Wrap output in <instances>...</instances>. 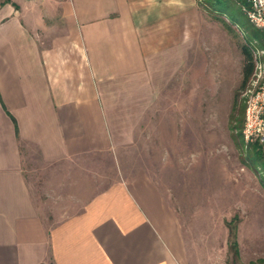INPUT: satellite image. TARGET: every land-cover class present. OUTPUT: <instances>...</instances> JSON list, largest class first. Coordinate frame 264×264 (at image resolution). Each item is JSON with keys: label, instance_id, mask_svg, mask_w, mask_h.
Instances as JSON below:
<instances>
[{"label": "crops", "instance_id": "obj_1", "mask_svg": "<svg viewBox=\"0 0 264 264\" xmlns=\"http://www.w3.org/2000/svg\"><path fill=\"white\" fill-rule=\"evenodd\" d=\"M202 22L198 0H0V264H189L151 180L49 213L24 151L45 177H101L87 166L189 61Z\"/></svg>", "mask_w": 264, "mask_h": 264}, {"label": "rangeland", "instance_id": "obj_2", "mask_svg": "<svg viewBox=\"0 0 264 264\" xmlns=\"http://www.w3.org/2000/svg\"><path fill=\"white\" fill-rule=\"evenodd\" d=\"M222 1L198 0L202 29L189 61L142 108L133 131L125 135L118 126L116 144L87 166L101 177H64L72 168L65 165L62 177H45L53 169L24 151V168L35 174L49 213L73 211L116 179H149L179 218L189 264H264V158L252 164L244 118L237 128L231 120L251 86L252 77L241 85L240 49L249 39L241 23L250 20L247 2ZM255 53L264 61V46Z\"/></svg>", "mask_w": 264, "mask_h": 264}, {"label": "built area", "instance_id": "obj_3", "mask_svg": "<svg viewBox=\"0 0 264 264\" xmlns=\"http://www.w3.org/2000/svg\"><path fill=\"white\" fill-rule=\"evenodd\" d=\"M243 6L248 19L264 32V0H246ZM256 54V53H255ZM244 108L242 137L245 143L258 141L264 158V61L256 55Z\"/></svg>", "mask_w": 264, "mask_h": 264}, {"label": "trees", "instance_id": "obj_4", "mask_svg": "<svg viewBox=\"0 0 264 264\" xmlns=\"http://www.w3.org/2000/svg\"><path fill=\"white\" fill-rule=\"evenodd\" d=\"M221 1V2H220ZM216 0V2L221 3L225 6V3L222 0ZM247 1L244 0V4ZM242 29L249 34V39L246 43L240 45L241 52L244 57V64H243V79L241 85L244 86L245 83L251 77L254 68H255V48L264 46V32L261 28L254 25L251 21H243L241 23ZM255 40V44L251 45V41ZM237 109V114L233 113ZM233 112L231 113V120L234 123L233 127L237 128L240 126L244 118V105L238 104L237 100L233 106ZM243 116V117H242ZM248 148L250 153L248 155L249 159L251 160L254 166L261 165L263 163V153H262V145L258 142H251L248 143ZM232 244H236V241L233 240ZM237 252V250L235 251Z\"/></svg>", "mask_w": 264, "mask_h": 264}]
</instances>
